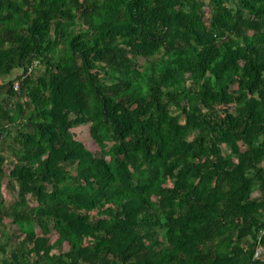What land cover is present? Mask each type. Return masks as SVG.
<instances>
[{"label":"trees","instance_id":"16d2710c","mask_svg":"<svg viewBox=\"0 0 264 264\" xmlns=\"http://www.w3.org/2000/svg\"><path fill=\"white\" fill-rule=\"evenodd\" d=\"M0 131V264H264V0H0Z\"/></svg>","mask_w":264,"mask_h":264},{"label":"rangeland","instance_id":"374dc122","mask_svg":"<svg viewBox=\"0 0 264 264\" xmlns=\"http://www.w3.org/2000/svg\"><path fill=\"white\" fill-rule=\"evenodd\" d=\"M23 27H25L24 24H22ZM139 62H143V59H139ZM42 66H38V70H42ZM21 72L20 68H15L12 73L5 78L8 79L16 77L19 73ZM88 124H83L79 127H75L72 129V132L74 133L75 137L79 139L85 146L86 148L94 151L98 149L97 144L94 142V140L91 138L88 132ZM191 135V134H190ZM223 148V146H221ZM6 153V151H3ZM5 168V165H4ZM6 177H3L1 181V190H0V199L3 201H8L10 199H13V196H15V193L11 192L6 186ZM15 187H17L15 185ZM23 189L26 190V187L23 186ZM257 193L254 192L252 195H256ZM25 199L28 201L30 205H34L36 202L35 200L29 195L28 192H25ZM15 226L11 223L10 218H6L3 221V225L1 227V230L4 231L5 233H9L11 229H14ZM35 231L39 235H44L47 236L50 240V242H53L55 239H57L59 233L63 230L62 227L56 226V228L48 225H35L34 227ZM19 239V238H17ZM16 239V240H17ZM12 241L8 243V248L12 245ZM64 248L66 247L65 245L63 246Z\"/></svg>","mask_w":264,"mask_h":264},{"label":"built area","instance_id":"2783aa9c","mask_svg":"<svg viewBox=\"0 0 264 264\" xmlns=\"http://www.w3.org/2000/svg\"><path fill=\"white\" fill-rule=\"evenodd\" d=\"M36 63H37L36 61H33L32 64L28 66L27 71H26V74H29V73L33 70V68L36 66ZM21 78H22V77H21ZM21 78H20V79H19V78H18V79H15V80L13 81V89H14V90H17V89H18V83H19V80H21ZM260 249H261V248H258V249L255 251L254 256H256V255L259 253Z\"/></svg>","mask_w":264,"mask_h":264},{"label":"water","instance_id":"95a60500","mask_svg":"<svg viewBox=\"0 0 264 264\" xmlns=\"http://www.w3.org/2000/svg\"><path fill=\"white\" fill-rule=\"evenodd\" d=\"M2 135V132L0 131V136Z\"/></svg>","mask_w":264,"mask_h":264}]
</instances>
